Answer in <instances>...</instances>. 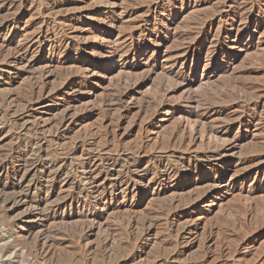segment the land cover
Masks as SVG:
<instances>
[{
	"label": "rangeland",
	"instance_id": "1",
	"mask_svg": "<svg viewBox=\"0 0 264 264\" xmlns=\"http://www.w3.org/2000/svg\"><path fill=\"white\" fill-rule=\"evenodd\" d=\"M23 1L0 0V161L25 176L0 264H264V0ZM35 135L41 170L68 161L59 180L31 168Z\"/></svg>",
	"mask_w": 264,
	"mask_h": 264
},
{
	"label": "bare ground",
	"instance_id": "2",
	"mask_svg": "<svg viewBox=\"0 0 264 264\" xmlns=\"http://www.w3.org/2000/svg\"><path fill=\"white\" fill-rule=\"evenodd\" d=\"M23 1V0H22ZM29 1V0H28ZM70 1V0H69ZM24 2V1H23ZM63 2V1H62ZM7 3V2H6ZM11 3V2H10ZM235 3V2H234ZM238 3V2H237ZM224 4H226V6H229L230 8L231 7H233L232 5V2H230V1H228L227 0V2H225ZM239 4H241L240 3V1H239ZM2 5H3V3H2ZM8 5H10V4H8ZM65 5V4H64ZM70 5V4H69ZM255 5V4H254ZM14 6V5H13ZM12 6V7H13ZM225 6V5H224ZM236 7H237V5H235ZM16 7H18V6H16ZM63 7V6H62ZM5 8V7H4ZM7 8V7H6ZM54 8V7H53ZM249 8V7H248ZM2 9H3V7H2ZM51 9V8H50ZM57 9V8H56ZM150 9V8H149ZM53 11V10H52ZM56 11H58V9L56 10ZM132 11V10H131ZM248 11V10H247ZM133 12V11H132ZM247 17H249V15L247 16ZM15 21V20H14ZM17 21V20H16ZM1 22V21H0ZM213 22V21H212ZM115 23V22H114ZM113 23V24H114ZM5 23H2L1 25H0V29L2 28V27H4L3 25H4ZM110 24V23H109ZM112 24V23H111ZM110 24V25H111ZM113 24H112V26H113ZM232 25V29L234 30V29H237L238 30V32H241V31H243V30H246L247 29V26L249 25V28H250V24H248V25H245L244 27H242V28H240L241 26L239 25V26H236V21H233L232 23H231ZM111 26V27H112ZM115 26V25H114ZM232 30V31H233ZM111 31V30H110ZM229 32V31H228ZM55 35V34H54ZM54 37V36H53ZM237 37L239 38L240 37V34L238 33V35H237ZM29 47V46H28ZM188 47V46H187ZM193 47H194V45H193ZM186 49V48H185ZM225 49H227V47L225 46V48H224V51H226ZM244 49H246V48H244ZM18 50H19V48H18ZM112 50H113V48H112ZM241 50V49H240ZM53 51V50H52ZM114 51V53H118L119 51H121V50H119L118 51V48L117 49H114L113 50ZM19 52V51H18ZM123 52V51H122ZM186 52V51H185ZM54 53H55V51H54ZM223 53H225V52H223ZM121 55V54H120ZM134 55V54H133ZM23 57V56H22ZM25 58V57H24ZM99 58V57H98ZM230 65V64H229ZM217 66V65H216ZM219 66H220V64H219ZM225 66H226V64H225ZM223 68V67H222ZM218 69V68H217ZM234 67L232 66V65H230V66H228V68H226L225 69V71H233L234 72ZM215 73H216V71H215ZM226 73V72H225ZM225 73H223V74H225ZM217 74V73H216ZM212 75V74H211ZM214 75V74H213ZM46 76V75H45ZM62 76V75H61ZM39 77H40V75H39ZM48 77V76H47ZM44 78V77H43ZM65 78L66 77H64V81H65ZM69 78V77H68ZM148 78L149 77H147L145 80H144V82L146 81V80H148ZM172 78V77H171ZM173 78H174V76H173ZM42 79V78H41ZM177 79V78H176ZM182 80V79H181ZM41 81V80H40ZM175 81V80H174ZM191 80H190V78H189V76H185L184 78H183V80L181 81L182 82V85H183V87H186V86H188V85H191L190 82ZM47 82V81H46ZM36 83V82H35ZM37 83H38V81H37ZM40 83V82H39ZM38 83V84H39ZM72 84H73V82H71ZM146 83V82H145ZM61 84V83H60ZM124 84V85H123ZM122 85L123 86H126L125 85V83H123ZM37 85V84H36ZM47 85V84H46ZM67 85V84H66ZM40 86V85H39ZM71 86V85H70ZM129 86V85H128ZM42 87V86H41ZM40 87V88H41ZM46 87V86H45ZM58 87H59V85H58ZM189 87V86H188ZM190 87H192V86H190ZM189 87V88H190ZM235 87V86H234ZM234 87H232V88H234ZM48 88H49V86H48ZM68 88V87H67ZM73 88V87H72ZM120 88V87H119ZM188 88V89H189ZM124 89V88H123ZM123 89H121L122 91H120L119 93H118V100L117 101H119L120 103H121V101L122 102H127V98L130 96V94H131V91H127L126 92V90H123ZM125 89H127L126 87H125ZM186 89V88H185ZM49 90V89H48ZM67 90V89H66ZM65 90V91H66ZM47 91V90H46ZM51 91H53V90H51ZM213 91V90H212ZM217 90H215V92H216ZM232 91V90H231ZM27 92V91H26ZM59 92H60V89H58L57 91H56V93L54 94V95H57V94H59ZM227 92H230V91H227ZM227 92H224L225 94L227 93ZM64 93V92H63ZM223 93V94H224ZM233 93V92H232ZM117 94V93H116ZM208 93H206V94H204V95H207ZM24 95V94H23ZM45 95V94H44ZM203 95V96H204ZM210 95V94H209ZM216 95H217V93H216ZM228 95H229V93H228ZM42 96H43V90L42 89H38L36 86H32V89H31V92L28 94V95H25L24 96V100H22L23 101V103H24V106L26 105V104H29L30 102H34L35 103V101H37L39 98H42ZM47 96V95H46ZM52 96H53V94H52ZM201 96V95H200ZM200 96H198V97H200ZM218 96V95H217ZM226 96H227V94H226ZM231 96V95H230ZM54 97V96H53ZM131 97V96H130ZM157 97V96H156ZM202 97V96H201ZM208 97V96H207ZM206 97V98H207ZM223 97V96H222ZM228 97V96H227ZM17 98H19V97H17ZM16 98V99H17ZM55 98H56V96H55ZM115 98V97H114ZM153 98V97H152ZM189 99H191V100H194V101H199V100H201L200 98L198 99L196 96H189L188 97ZM205 98V97H204ZM209 99H210V97H208ZM20 99H22V98H20ZM50 100H52V99H50ZM69 100V99H68ZM149 100H151V99H149ZM149 100H147V103H148V101ZM187 101H188V99H186ZM1 101V100H0ZM21 101V100H20ZM21 101V102H22ZM56 101V100H55ZM116 101V100H115ZM164 101V100H163ZM20 102V104H22ZM40 102V101H39ZM114 102V101H113ZM16 103V102H15ZM19 103V102H18ZM26 103V104H25ZM71 103V102H70ZM150 103V102H149ZM148 103V104H149ZM193 103V102H192ZM17 104V103H16ZM72 104V103H71ZM153 104V103H152ZM151 104V105H152ZM161 104V103H160ZM18 105V104H17ZM16 105V106H17ZM30 105V104H29ZM65 105H68V104H65ZM72 105H74V103L72 104ZM121 105V104H120ZM159 105V104H158ZM22 106V105H21ZM119 106V105H118ZM150 106V105H149ZM148 106V107H149ZM20 107V106H19ZM26 107H27V105H26ZM68 107V106H67ZM72 107V106H71ZM119 108H120V106H119ZM118 108V109H119ZM131 108V107H130ZM130 108H127L126 109V112L124 113V114H119V115H121L120 117H124L125 116V114L126 113H128L129 112V110H130ZM153 108V107H152ZM157 108V107H156ZM63 109V108H62ZM61 109V110H62ZM121 109V108H120ZM150 109H151V106H150ZM68 110H69V108H68ZM117 110V109H116ZM156 110V109H155ZM58 111V110H57ZM60 111V110H59ZM58 111V112H59ZM118 111V110H117ZM120 113V112H119ZM6 114V113H5ZM72 114V113H71ZM70 114V115H71ZM70 115H69V113H68V111H64L63 110V112H62V114H61V116L60 115H58V116H60L59 117V119L57 120V131H60V132H63V130H65L66 128H70V124H71V122H73L72 121V119L70 118ZM72 116V115H71ZM56 118H55V115H54V120H55ZM120 120V119H119ZM53 121V120H52ZM55 122H56V120H55ZM51 123V122H50ZM54 123V122H53ZM73 124V123H72ZM54 126V125H53ZM51 127V126H50ZM66 131V130H65ZM21 132V131H20ZM68 132V131H67ZM174 133V132H173ZM36 134V133H35ZM38 134V133H37ZM55 135V134H54ZM63 135H64V133H63ZM87 135V134H86ZM174 135V134H173ZM175 135H177V134H175ZM21 136V135H20ZM26 136V135H25ZM44 136H45V134H44ZM64 137V136H63ZM82 138L84 137V136H81ZM18 138V137H17ZM55 138V137H54ZM87 138V137H86ZM179 138V137H178ZM21 139V138H20ZM38 139H39V136H36L35 135V137H33V138H31L30 140L28 139V141L27 142H29L30 144H29V146L27 147V149H26V154H28V153H34V152H36V153H40V157H37V159H35V160H31L32 162H31V168H33L34 169V171H35V173H39L40 172V174H41V178H50V179H58V178H61V177H63V175H65V171H66V167H67V164H68V161H63L62 160V164H60V165H58V163H51L52 165L51 166H49V167H47V168H45V169H43V170H41V166H40V164H42L41 163V161H43L42 160V155H41V152H42V146L39 144V142H38ZM85 139V138H84ZM88 139V138H87ZM171 139H172V137H171ZM175 139V138H174ZM179 140H180V138H179ZM16 141V140H15ZM26 141V140H25ZM21 142H23V141H21ZM75 142V141H74ZM107 142V141H106ZM84 143H86V140H85V142ZM183 143V142H182ZM224 143H225V141H224ZM25 144V143H24ZM74 144V143H73ZM77 144V143H76ZM22 145V144H21ZM209 145V144H208ZM210 145H211V143H210ZM25 146H26V144H25ZM143 146V145H142ZM180 146V145H179ZM178 146V147H179ZM215 146V145H214ZM83 147V146H82ZM207 148H209L208 146H206ZM211 147V146H210ZM76 148H78V145H76ZM137 148V147H136ZM227 148H229V147H227V146H224V147H222V146H220V145H217L216 146V152H215V154L219 157V156H222L224 153H227V151H226V149ZM184 149V148H183ZM15 150V149H14ZM209 150V149H208ZM229 150H230V148H229ZM206 151V150H205ZM10 152V151H9ZM73 152V151H72ZM135 152V151H134ZM74 153V152H73ZM12 154V153H11ZM25 154V155H26ZM75 154V153H74ZM140 154V153H139ZM214 154V155H215ZM24 155V156H25ZM47 155V154H46ZM50 155H52V154H50ZM11 156V155H10ZM28 156V155H27ZM45 156V155H44ZM78 156V155H77ZM6 157H9V155L7 156L6 155ZM47 157V156H46ZM75 157V156H74ZM204 157V156H203ZM22 158V157H21ZM25 158V157H24ZM30 158V157H29ZM29 158H27V159H29ZM66 158V157H65ZM68 158V157H67ZM91 158V157H90ZM11 159V158H10ZM89 159V158H88ZM93 159V161H94V159L95 158H92ZM125 159H127V158H125ZM207 159H209V157H208V154H207ZM67 160V159H66ZM135 160V159H134ZM137 161H138V158L136 159ZM2 161V160H1ZM0 161V178H2L1 176L4 174V172L6 173V175H7V179L9 180V178H10V182L9 183H6V184H4L3 186H0V204L2 203L6 208H10V207H13L14 205H16L23 197H22V194H23V192H24V185H23V181H24V179H25V176H21V177H19V173H17V172H15L14 173V176H9L8 175V171L7 170H5L6 169V166L3 164V162H1ZM19 161V160H18ZM89 161V160H88ZM92 161V162H93ZM108 161V160H107ZM150 161V160H149ZM11 162V161H10ZM102 162V161H101ZM123 162H124V160H123ZM8 163V162H7ZM86 163V162H85ZM115 163V162H114ZM71 164V163H70ZM74 164V163H73ZM45 165V164H44ZM48 165V164H47ZM84 165V164H83ZM103 165V164H102ZM198 166H199V163H197V164H195V163H191V161H188L186 164H184L183 166H180V167H175V166H168L167 164H165V165H163L162 164V162L161 163H158L157 165H155V170H158V169H162L163 171H164V176H166V179H171V178H175V177H179L184 171H192V170H195L196 168H198ZM127 167H128V165H127ZM123 168V167H122ZM116 169V168H115ZM68 170V169H67ZM154 170V169H153ZM161 170V171H162ZM42 171V172H41ZM116 171H117V169H116ZM33 172V171H32ZM154 172V171H153ZM37 173V174H38ZM5 175V176H6ZM121 176V175H120ZM129 176V175H128ZM90 177V176H89ZM134 177V176H133ZM40 178V179H41ZM82 179V178H81ZM18 180V182H15V181H17ZM59 180V179H58ZM132 180V179H131ZM32 181V180H31ZM36 181V180H35ZM37 181H38V179H37ZM81 182V181H80ZM34 184V183H33ZM79 184H81V183H79ZM83 184V183H82ZM112 185V184H111ZM39 186H40V184H39ZM85 186V185H84ZM113 186H115V185H113ZM80 187V186H79ZM35 188H36V186H35ZM82 188V187H81ZM107 188V187H106ZM109 188V187H108ZM29 189V188H28ZM40 189V188H39ZM86 189V188H85ZM84 189V190H85ZM103 189V188H102ZM80 190V189H79ZM111 190H112V188H111ZM81 191V190H80ZM129 191V190H128ZM100 192H101V190H100ZM103 192H105L104 190L102 191V193ZM134 192V190L132 189V190H130L129 191V194H131L132 196L133 195H135V193H133ZM75 193V192H74ZM158 193H159V191H158ZM29 194V193H28ZM98 194V193H97ZM100 194V193H99ZM161 194H165V189L161 192ZM160 194V195H161ZM81 195V194H80ZM78 197V196H77ZM24 199V198H23ZM65 199V198H64ZM82 199V198H81ZM28 200V199H27ZM26 199H25V201H27ZM71 200H73V197H72V199ZM66 201V200H65ZM30 202V201H29ZM37 205V204H36ZM94 205L96 206L97 205V203H94ZM98 206V205H97ZM14 209V208H13ZM172 209V208H171ZM170 209V210H171ZM175 213H177L176 211L174 212V214ZM164 214V213H163ZM3 219V218H2ZM145 222H143V224H144ZM150 223V222H149ZM146 224V223H145ZM150 225V224H149ZM149 227V226H148ZM81 230V229H80ZM13 232V231H12ZM13 234H15V235H20V234H18V232H13ZM111 236V235H110ZM23 237V236H22ZM16 241H17V239H16ZM41 242V241H40ZM110 242V241H109ZM128 243H130V242H128ZM26 245H27V243H25ZM123 244V243H122ZM105 245H107V244H105ZM46 246V245H45ZM108 247V246H107ZM123 247V246H122ZM125 247V246H124ZM49 248V247H48ZM26 249V248H25ZM42 249H44V247H42ZM42 249H41V251H42ZM46 249V248H45ZM123 249V248H122ZM9 250V246L8 247H6V248H4V249H2L1 251H3V252H7ZM38 250H39V241H36L35 242V244L34 245H31V247H30V252L31 253H34V254H38ZM124 250H125V248H124ZM48 251V250H47ZM46 251H44V253H45ZM30 253V254H31ZM48 253H49V251H48ZM101 253H102V251H101ZM117 253V252H116ZM104 254V253H103ZM113 254V253H112ZM111 253H110V255H112ZM105 256V255H104ZM115 256V255H114ZM45 257V256H44ZM112 257H113V255H112ZM116 257V256H115ZM125 257V256H124ZM108 258V257H107ZM110 258V257H109ZM45 259V258H44ZM82 259V258H81ZM81 261V260H80ZM55 262V261H54ZM53 262V263H54ZM120 262V261H119ZM126 262V261H125ZM80 263V262H79Z\"/></svg>",
	"mask_w": 264,
	"mask_h": 264
}]
</instances>
